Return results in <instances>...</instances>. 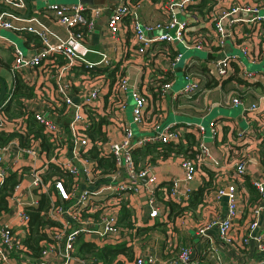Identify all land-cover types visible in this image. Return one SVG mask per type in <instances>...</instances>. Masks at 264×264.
Segmentation results:
<instances>
[{"label":"built area","instance_id":"built-area-1","mask_svg":"<svg viewBox=\"0 0 264 264\" xmlns=\"http://www.w3.org/2000/svg\"><path fill=\"white\" fill-rule=\"evenodd\" d=\"M0 3V28L18 35L21 31L30 32L39 40L36 43L31 37L29 47L23 52L16 43L0 36V46L11 51L8 69L12 84L18 76L33 90L31 97L21 98L24 112L15 118L8 117L4 110L12 94L7 90V97L4 95L0 102V130L27 134L25 118L31 112L42 125V132L49 142L46 147L29 133L28 143L18 146L29 156L42 159L43 164L40 168L29 167L28 171L19 172L18 181L6 197L8 209L15 207L22 227L15 230L9 223L0 221V264H102L94 257L77 255L76 242L81 236L92 235V238L82 240L92 241L98 246L126 240L128 228L119 223V212L123 204L131 205L133 196L139 197L145 191L148 214L157 219L162 215L155 194L157 187L170 197L185 200L194 189L191 182L197 174L218 169L222 162L205 143L206 127L202 123H163L159 103L155 102L150 109L154 92L162 98L176 81L175 66L184 56L179 44L185 50H201L214 57L187 55L182 65L183 85L176 93L186 97L200 96L207 88L216 86L219 95L212 106H240L242 120L246 122L245 126H240L233 119V125L223 139V124H218L215 118L209 120L211 142L219 141L223 160L231 163L233 170L226 184L217 177L212 195L204 192L206 198L224 197L225 211L198 222L195 227L197 236L204 237H209L208 231L215 227L219 240L232 246L234 220L239 214L241 199L247 193L243 185L247 164L264 159L260 154L264 142V71L249 70L240 59L242 54L251 62L264 60V0H207L203 11L198 7L200 0H155L152 3L158 15L145 20L139 12L142 0H115L106 18L108 31L113 36L130 31L132 40L126 51L133 57L143 58V68L150 66V72H154L147 81L143 75L138 83L130 81L125 68L112 69L114 64L106 52L93 49L86 43L87 33L107 4L52 1L43 6L42 15L65 28L66 36L62 37L40 16H23L24 0H0ZM203 19L210 22L209 28L194 27L191 23ZM236 24H240L242 29L236 31L233 28ZM159 41L164 43L162 49L151 51V46ZM228 42L231 50L226 51L224 46ZM168 44L178 50L175 56L171 55ZM89 52L98 54V58L87 59ZM157 55L162 61L160 66L154 62ZM164 61L167 65H163ZM157 68L172 73L173 78L162 81L164 75L157 73ZM111 70L113 77L109 76ZM73 74L79 77L78 98H74ZM208 79H213L214 85L207 86ZM45 81L49 83L47 92L55 97L53 101L46 100L39 91V88L46 90ZM80 86L85 91L83 94ZM128 90L133 99L131 121L153 130V133L137 135L127 122L122 121L120 135L111 138L106 130L108 114L114 107H124L121 93ZM107 91L114 99L106 109H101L99 101ZM61 104L64 109L59 113L56 107ZM101 118H104L101 124L104 139H93L88 131L93 121ZM187 131L194 132L197 140L191 145L193 150L171 152L169 155L179 159L183 186L179 184L180 178L174 176L170 179L169 188L156 186L152 163L147 162L138 168L133 150L146 142L186 144L184 133ZM93 145L97 146L100 154L112 157L114 168L111 171L102 172L96 160L84 154ZM9 148V143L0 141V163ZM51 163L67 172L70 181L66 183L62 176L56 175L44 179L43 174ZM6 175L0 166V184ZM23 176L29 178L26 187L28 197L26 193L25 198L21 193ZM142 177H146L145 181L137 182ZM250 181L260 197L247 204L245 231L238 238L239 243L253 246L258 256L253 259L243 256L241 264H264V227L259 218L264 216V177L251 178ZM42 192L50 197L47 214L55 222L43 225L45 236L40 240L41 249L38 255L33 256L32 249L24 242L29 232L27 207L35 206ZM210 250L216 264H224L214 246ZM196 251L188 244L173 242L169 236L165 259L151 253H138L126 264H202Z\"/></svg>","mask_w":264,"mask_h":264},{"label":"crops","instance_id":"crops-1","mask_svg":"<svg viewBox=\"0 0 264 264\" xmlns=\"http://www.w3.org/2000/svg\"><path fill=\"white\" fill-rule=\"evenodd\" d=\"M52 1L61 3L73 2L71 0H24L25 7L21 10V14L23 16H40V18L44 20V22L48 24L51 29L56 31L60 36L65 37L66 30L62 25H59L55 21H52L50 18L42 15L41 8L48 5ZM114 2L115 0H107V8L97 18L95 25L87 33L86 43L93 49L106 52L114 64V67L112 69H115L117 71L125 68L129 73L130 81L132 83H138L143 75V78L147 81L152 77H150V75H152V72H150V66L149 68H147L146 66L144 69V65H142V63H144L145 61H143V58L133 57L128 51H126V48L131 44V32H119L113 36L108 31V28L106 26V18L114 7ZM0 8H2L1 3ZM139 12L140 16L144 20L152 17H157L158 15L151 0H142V5L139 8ZM22 23L24 22L22 21ZM191 23L194 24V27H200L202 29L209 28L210 24V22H207V20L205 19H203L202 21H194ZM233 28L236 31H239L242 29V26L240 24H236L233 25ZM3 30L4 29L0 28V36L7 38ZM11 32L22 39V42L26 46V50L27 47H29V40L31 39V37L34 38V41L36 43L39 42L38 38L33 36L30 32L21 31L20 35H18L16 32ZM28 52L30 53L31 50ZM10 54L11 51L9 48L0 46L1 64H7L8 67L10 62L6 63L4 58L5 55ZM86 58L89 60H95L98 58V54L89 52L87 53ZM154 62L156 63V66L162 65V61L160 60L158 55L154 59ZM163 65H167V63L164 61ZM138 67H141L143 69L139 70ZM81 69H84L83 66L81 67ZM109 76L113 77V70L109 72ZM71 77L75 80V86L73 87V93L75 94L74 98H78L76 95L77 90L79 89L78 84H80L78 82V74H73ZM175 79H177L176 72ZM43 84L45 85L46 90H42L38 86L39 91L41 92L42 96L44 95L43 97L46 100L53 101L55 97L47 92L49 83L45 81ZM11 85L12 81L8 91H11ZM214 88L217 87L214 86L211 88H207L203 95L198 96L196 94L192 97H186L180 94V92L176 93L177 89L174 90L172 88H170L162 98L158 97V94L154 92V99L152 100L150 109L153 108V104L155 102L159 103L163 113L161 119L162 122L173 123L174 125H179L186 122L202 123L201 121H195L194 118L200 117L202 119L203 117L210 115L211 112L216 111L217 113L215 115V119L218 121V124H223L221 129L223 134L222 137L224 139V137H226V135L228 134L229 127H232L234 120L239 125L242 121V116L241 111H238L237 114L231 116L217 111L218 108L225 109L229 106H212L213 101L216 100L219 95L218 93L215 94L212 92V89ZM81 90H83L81 92V94H83L85 92L83 87H81ZM6 97L7 95L5 94V98ZM121 97L124 102V107H121L120 109L114 107L113 110H111L108 114V123L106 126L107 135L111 138L120 135V122L122 121L127 122L133 128L134 132L137 135L144 133H153V130H150L145 126L137 125L131 121V107L133 105V99L129 90L126 92H122ZM113 99L114 96L110 91L105 92L103 97L99 101L100 108L106 109L111 104ZM8 102L9 101H7V103ZM9 104V111L17 110V106L13 101H11ZM128 106H130V115L127 113ZM56 108L58 109V112L61 113L63 112L64 105L61 104ZM5 130H0V141L2 143H9L10 145L7 154L5 155L3 161L0 163V166H2L5 170V174L8 175L12 171H16L18 174L21 171L26 172L24 170L29 169V167L40 168L43 164L42 159L33 158L27 153L19 150L18 146L22 144L18 136L16 134L10 135L12 132H8V130ZM217 143L218 141H215L213 144L216 146ZM216 148L220 152V156L218 158H220L222 162L218 166L219 170H207L206 172L197 174L196 178L191 182V185L194 187V189L187 199L182 200L181 198L176 199L175 197H170L168 196V194L166 195L165 192H163L161 187H157L155 194L156 198L158 199L160 212L162 214L157 219L150 217L148 214L149 209H147L148 205L145 201V191H143L139 197L133 196L131 205L123 204L121 206L119 212L120 218L124 215V213L122 212L124 208L123 206L128 209L127 215L124 217V219H122V221L119 220L121 221L120 224L122 226H126L128 228V238L120 242H124L125 246H127L129 249L125 250V252H119L110 262H107V264H126L127 261L133 259V257L138 253H151L158 256L160 259H165V257H167V253L165 252L167 238L169 236L171 237V240L173 242L177 244H188L194 250H197L196 255L199 257L202 264H216L214 256L210 254V247L212 246H214V249H216V251L220 255L221 261L224 264H241V262L244 260L243 256H246L249 259H253L258 256V252L253 249V246L239 243L238 238V236H241L245 231L247 204L255 202L257 199L254 198L251 200V197L254 194L250 193V191L248 190L246 191L248 193V198L250 199V201L246 202L244 200L243 202L244 197H242L239 207V214L234 220V227L232 229L234 242L232 246L225 244L219 240L217 229L215 227H212L208 231V233L210 234L209 237L199 235L197 236V234L195 233V227L198 222L201 223L209 220L212 217L218 216L219 212L220 214L224 212L226 207L224 197L215 199L209 196L206 198L204 194V192H210V195L213 194L212 188L215 186V180L217 179V177H219L223 184H226L229 176L231 175V171L233 170L232 164L223 160L224 156L221 150L217 146ZM262 148L263 149L260 150L261 156L264 155V142L262 143ZM152 165V171L156 176V186H166L167 188H169L170 179L173 176L179 178L182 177L183 172L179 165V159L175 155L158 157L153 161ZM258 177H264V159H261L260 161L256 160L255 162L251 161L247 164L245 174L246 181H250L251 178ZM245 178L244 186L245 188H247V186L245 185ZM179 182V184L183 186L182 178H180ZM28 184L29 178L27 176H23L21 181L23 191L21 193L22 197L24 198L26 197V187L28 186ZM201 186L203 187L202 194H200V196H197L196 190ZM141 187L142 190H144V187ZM262 201H264V197L262 198ZM171 203L173 204L172 206L170 205ZM125 218H127L130 223H127ZM259 218L261 219V223H263L264 227V216H260ZM0 221L9 223L15 230H19V228L22 227V222L19 216L15 214V207L13 209H8L6 212L0 213ZM92 237L93 236L90 234H84L79 238L78 241H81L82 239L87 240L88 238ZM198 251L201 253V256L199 255ZM156 264H163V262H157Z\"/></svg>","mask_w":264,"mask_h":264},{"label":"trees","instance_id":"trees-1","mask_svg":"<svg viewBox=\"0 0 264 264\" xmlns=\"http://www.w3.org/2000/svg\"><path fill=\"white\" fill-rule=\"evenodd\" d=\"M135 1V0H133ZM155 1V0H152ZM207 0H200V3L198 4V7L201 11H203V7H206ZM163 47V42H155L151 46V50L155 49L157 52L160 51ZM168 48L171 52L172 56H175L177 51L173 46L168 44ZM157 73L164 75V78L161 79L162 81L168 80L173 78V74L170 72H165L162 68H157ZM215 81L213 79H208L206 82V85H214ZM11 99L9 102L5 105V113L8 117L15 118L17 116H20L23 114L22 104H21V98L23 96L31 97L33 95V90L31 86H28L25 84L21 78L18 76L14 79L13 84L11 86ZM13 101L15 105L17 106V110H11L9 111L10 102ZM26 121V131L27 134L12 132L10 135L16 134L21 142V144H27L28 143V137L29 133L34 135L33 137L39 138L42 145H45L46 147L49 146L48 139L46 135L42 132V125L39 124L33 114L31 112L27 113V116L25 118ZM104 118H101L100 121H93L90 129H89V135L95 139L100 138L104 139V133L101 130V124L103 123ZM184 137L187 138V143L184 144L180 142L179 144L173 145L172 143L167 144H159L157 142H146L145 144L135 148L133 150V157L136 165L138 168H142L147 162L153 163L154 160H156L158 157H164L170 155L171 152H187L189 149L193 150L191 145L195 144L197 140L195 139V134L192 131H187L184 133ZM158 145H161V148H158ZM84 154L91 158L96 160L97 166L101 169L102 172H109L114 168V162L111 156H104L99 153V150L96 145H93L90 147ZM24 171H28L24 170ZM53 175H56L58 177L62 176L64 178V181L67 183L70 181V175L67 174V172H64L58 165L51 163L49 165V168L47 171L44 172L43 177L44 179H49ZM19 174L16 171L10 172L8 175L5 176L4 181L0 184V213L5 212L8 210V202H7V195L12 190L14 184L18 181ZM246 181V178H245ZM244 185V180H243ZM245 185L247 186L246 190L250 191V193H253L254 195L251 197V200L254 198L259 199L260 195L257 192L256 188L253 186L251 181H246ZM245 187V186H244ZM203 187H199L196 190L197 196H200L202 194ZM244 198L247 201H250L248 198V193L244 195ZM256 199V200H257ZM50 205V197L48 193L42 192L38 198V203L35 206L27 207V211L29 214V232L25 237L24 242L27 244L28 247L32 249L33 256H36L39 254L41 249L40 240L45 236V233L43 232V225L46 223H52L55 222L52 220L48 214L47 209ZM173 205L172 203L170 204ZM123 213L124 215L119 220L122 221L124 217L127 215L128 209L123 206ZM126 222L130 223L127 218ZM119 221V223L121 222ZM129 249L127 246H125L124 242H118L115 244H106L104 246H98L92 241H78L76 252L79 256H85V257H94L95 259L101 260L102 264H107V262H110L115 255H117L119 252H125V250Z\"/></svg>","mask_w":264,"mask_h":264},{"label":"rangeland","instance_id":"rangeland-1","mask_svg":"<svg viewBox=\"0 0 264 264\" xmlns=\"http://www.w3.org/2000/svg\"><path fill=\"white\" fill-rule=\"evenodd\" d=\"M70 1V0H69ZM73 2L77 1V0H71ZM41 4V3H39ZM3 32H5L6 37L11 40L12 42L16 43L18 45L19 48H21V50L23 52H26V46L25 44L22 42V39L20 37H18L17 35L13 34L11 31H9V29H4ZM179 48L184 52V56L183 58L177 63V65L181 66L183 65V61L184 58L189 55V54H194L196 56H201L204 57L206 52L201 51V50H185L180 44H179ZM151 51H156L155 49H152ZM11 59V54L10 55H5V62L9 63ZM240 59L241 61L246 65V67L249 70H263L264 71V60L258 61V62H251L246 56L244 55H240ZM198 59L195 61V64H197ZM0 75L5 79L7 88L9 90L11 81H12V75L7 67V64H0ZM152 75L154 76V72L152 73ZM176 82L174 83L172 89L176 90L178 88H180L183 85V81H184V76H183V71L182 70H176ZM204 84V82L202 83V85ZM227 85H225L226 87ZM214 87V86H212ZM211 88V87H210ZM241 90V89H240ZM218 88H214L212 89V92L217 94L218 93ZM252 97V96H250ZM217 111L224 113L226 115H235L237 114L238 111H240V106H229L228 108L222 109V108H218ZM211 112V111H210ZM127 113L130 115V106H128L127 108ZM216 111L211 112L210 115L203 117L202 119L200 117H195L194 120L195 121H201L205 127H206V135L204 136V141L205 143L209 146L210 151L212 152V154L214 156H216L217 159L220 160V158H218L220 156V152L218 151V149L216 148V146L218 147L219 145V141L216 144V146L211 142L212 138L210 137V133H209V120L211 118H216ZM180 117V116H177ZM241 126H245L246 122L244 120H242L240 122ZM221 162V160H220ZM78 241L76 242L77 245Z\"/></svg>","mask_w":264,"mask_h":264},{"label":"water","instance_id":"water-1","mask_svg":"<svg viewBox=\"0 0 264 264\" xmlns=\"http://www.w3.org/2000/svg\"><path fill=\"white\" fill-rule=\"evenodd\" d=\"M77 1L81 2L83 4H92V3L93 4H106V2H107V0H77ZM224 49L226 51L231 50V45L229 44V42L225 44ZM204 57L213 58L214 56L212 54H210V53H206ZM204 57H202V58H204ZM182 58H183V56L181 57V59ZM175 70H182V65L179 66V65L176 64ZM7 90L8 89H7V85H6L5 79L2 76H0V101L2 100L4 95L6 94ZM145 179H146V177H142V178L138 179L137 182L145 181ZM147 209H149V206H147Z\"/></svg>","mask_w":264,"mask_h":264}]
</instances>
